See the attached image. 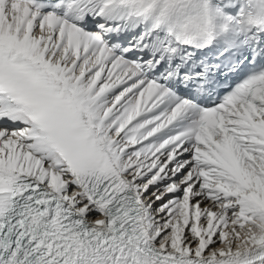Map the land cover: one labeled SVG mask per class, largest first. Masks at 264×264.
Returning <instances> with one entry per match:
<instances>
[{
    "label": "snow or ice",
    "instance_id": "6c2138e0",
    "mask_svg": "<svg viewBox=\"0 0 264 264\" xmlns=\"http://www.w3.org/2000/svg\"><path fill=\"white\" fill-rule=\"evenodd\" d=\"M0 264H264V0H0Z\"/></svg>",
    "mask_w": 264,
    "mask_h": 264
}]
</instances>
